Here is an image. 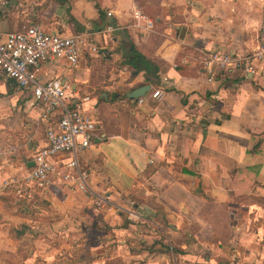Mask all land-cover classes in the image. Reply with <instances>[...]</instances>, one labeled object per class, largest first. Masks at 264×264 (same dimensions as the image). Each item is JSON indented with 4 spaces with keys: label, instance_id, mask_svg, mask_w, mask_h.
Segmentation results:
<instances>
[{
    "label": "crops",
    "instance_id": "obj_1",
    "mask_svg": "<svg viewBox=\"0 0 264 264\" xmlns=\"http://www.w3.org/2000/svg\"><path fill=\"white\" fill-rule=\"evenodd\" d=\"M141 9L153 30L132 26ZM264 0H9L0 31L30 24L89 32L75 66L45 62L97 122L76 182L40 189L24 176L45 143L30 88L0 81V264H264V60L215 67L260 42ZM112 12L111 16L107 13ZM101 13L104 16L101 18ZM113 22L121 29L103 32ZM154 61L140 71L131 46ZM145 85L140 98L128 94ZM162 90L155 99L151 92ZM88 96V100H82ZM69 156L56 158L61 174ZM11 178L19 183L5 184ZM95 194L109 203L96 205ZM135 202L136 217L119 209Z\"/></svg>",
    "mask_w": 264,
    "mask_h": 264
},
{
    "label": "built area",
    "instance_id": "obj_2",
    "mask_svg": "<svg viewBox=\"0 0 264 264\" xmlns=\"http://www.w3.org/2000/svg\"><path fill=\"white\" fill-rule=\"evenodd\" d=\"M9 0H0V6L8 5ZM108 16L112 12L107 13ZM132 26L153 30L154 22L148 19L144 12L135 8L132 12ZM120 26L109 22L103 32L114 33ZM88 50L99 52L100 48L94 42L89 32L63 34L48 32L41 26L30 24L22 31L3 33L0 31V80L11 79L20 88H30L34 102L41 107L40 117L45 122V143L34 157V165L24 176L25 181L40 189H49L57 183V175L63 182H76L80 188H85V181L80 171L79 155L93 146L97 122L87 113L79 102L77 92L71 90V85L59 77L42 79L40 70L45 62L64 60L70 66L79 63L83 53ZM264 60V8L260 29L258 47L245 56L234 57L223 52H212L204 61L209 75V81L214 80L215 67L226 68L233 63L246 64L248 72H254V63ZM152 98L162 99L164 92L157 90L149 94ZM85 96L82 100H88ZM145 97L140 102H145ZM69 156L65 163V172L61 174L56 158L60 155ZM17 178L5 181V184L19 183ZM96 205L105 206L109 203L101 195L95 194ZM135 202L126 201L119 209L128 215L136 217Z\"/></svg>",
    "mask_w": 264,
    "mask_h": 264
},
{
    "label": "trees",
    "instance_id": "obj_3",
    "mask_svg": "<svg viewBox=\"0 0 264 264\" xmlns=\"http://www.w3.org/2000/svg\"><path fill=\"white\" fill-rule=\"evenodd\" d=\"M104 16L101 13V18ZM126 60L129 64L133 65L140 71H146V73H156V66L154 61H151L146 55H144L137 46H131L130 53L126 56Z\"/></svg>",
    "mask_w": 264,
    "mask_h": 264
},
{
    "label": "water",
    "instance_id": "obj_4",
    "mask_svg": "<svg viewBox=\"0 0 264 264\" xmlns=\"http://www.w3.org/2000/svg\"><path fill=\"white\" fill-rule=\"evenodd\" d=\"M150 89H151L150 85L142 86V87L137 88V89L133 90L132 92H130L128 94V97L131 99H138V98L144 96L148 91H150ZM30 165L33 166L34 162H32Z\"/></svg>",
    "mask_w": 264,
    "mask_h": 264
},
{
    "label": "rangeland",
    "instance_id": "obj_5",
    "mask_svg": "<svg viewBox=\"0 0 264 264\" xmlns=\"http://www.w3.org/2000/svg\"><path fill=\"white\" fill-rule=\"evenodd\" d=\"M5 78H3V80H4ZM1 81V80H0Z\"/></svg>",
    "mask_w": 264,
    "mask_h": 264
}]
</instances>
